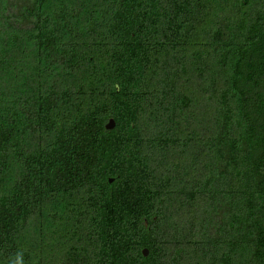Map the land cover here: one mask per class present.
Listing matches in <instances>:
<instances>
[{"label": "trees", "instance_id": "trees-1", "mask_svg": "<svg viewBox=\"0 0 264 264\" xmlns=\"http://www.w3.org/2000/svg\"><path fill=\"white\" fill-rule=\"evenodd\" d=\"M0 264H264V0H0Z\"/></svg>", "mask_w": 264, "mask_h": 264}, {"label": "water", "instance_id": "water-1", "mask_svg": "<svg viewBox=\"0 0 264 264\" xmlns=\"http://www.w3.org/2000/svg\"><path fill=\"white\" fill-rule=\"evenodd\" d=\"M113 125H114L113 121L110 120L109 123L107 124V127L110 128V127H113ZM143 253H144L145 255H147L148 250H147L146 248L143 249Z\"/></svg>", "mask_w": 264, "mask_h": 264}]
</instances>
